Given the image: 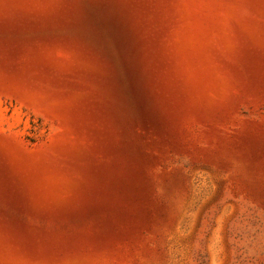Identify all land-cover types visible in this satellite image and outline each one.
Instances as JSON below:
<instances>
[{"label":"rangeland","instance_id":"1","mask_svg":"<svg viewBox=\"0 0 264 264\" xmlns=\"http://www.w3.org/2000/svg\"><path fill=\"white\" fill-rule=\"evenodd\" d=\"M0 264H264V0H0Z\"/></svg>","mask_w":264,"mask_h":264}]
</instances>
